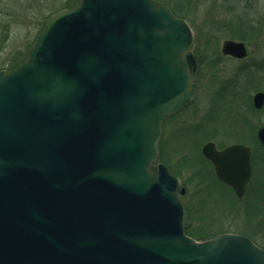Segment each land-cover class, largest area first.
<instances>
[{"label":"water","instance_id":"obj_1","mask_svg":"<svg viewBox=\"0 0 264 264\" xmlns=\"http://www.w3.org/2000/svg\"><path fill=\"white\" fill-rule=\"evenodd\" d=\"M77 1L0 71V264H264L244 236L188 237L185 189L159 162L165 120L195 101L190 25L155 0ZM202 154L243 197L250 149Z\"/></svg>","mask_w":264,"mask_h":264},{"label":"rangeland","instance_id":"obj_2","mask_svg":"<svg viewBox=\"0 0 264 264\" xmlns=\"http://www.w3.org/2000/svg\"><path fill=\"white\" fill-rule=\"evenodd\" d=\"M70 1L0 0V71L20 65L45 20L65 10ZM155 1L185 20L195 36L196 99L164 122L159 145L160 163L163 154V164L185 189L181 200L186 233L200 230L211 240L223 233L248 232L264 249V200H234L214 181L211 165L201 154L208 142L250 145L251 136L264 125V109L251 110L255 94L264 93V0ZM236 34L246 35L245 60L221 52L223 43ZM263 175L259 173L260 182Z\"/></svg>","mask_w":264,"mask_h":264},{"label":"flooded vegetation","instance_id":"obj_3","mask_svg":"<svg viewBox=\"0 0 264 264\" xmlns=\"http://www.w3.org/2000/svg\"><path fill=\"white\" fill-rule=\"evenodd\" d=\"M228 58H231V57H228ZM231 59H233V58H231ZM257 134H258V130L251 136L252 139H251V144L250 145L241 144V143H236V144H231V145H225V144L224 145H217L216 143H214L216 145V148H217L218 151H223L224 149H226V148H228L230 146H233V145H243V146H245V147L250 149V151H251V167H252L253 176H252V180L250 181L249 187L247 188V190H246V192H245L243 197L239 198L236 195L235 191L230 186L225 185L224 183L219 181V179L216 176L215 169H214L213 165L208 162L209 165H211V169H212V172L214 174L213 176H215L214 177V181L217 184H219L220 186H222L223 188H225L229 192V194L232 196V198L234 200H237V201L238 200L239 201L245 200L244 201L245 203L248 201V199H259V198H262L264 200V175H263V179H262L261 182L258 179L259 173L260 172L262 174L264 173V166H262V164H264V161L260 160V158H262V157L264 158V147L260 143ZM259 165H261V167ZM263 204H264V201H263ZM246 209L247 208H245V210ZM201 233L203 234L204 232H201ZM223 234H226V233H223ZM219 235H222V234H219ZM239 235L245 236V237L251 239L254 242V239H252L254 237L249 236L248 232H241V234H239ZM218 236H216V237H218Z\"/></svg>","mask_w":264,"mask_h":264},{"label":"trees","instance_id":"obj_4","mask_svg":"<svg viewBox=\"0 0 264 264\" xmlns=\"http://www.w3.org/2000/svg\"><path fill=\"white\" fill-rule=\"evenodd\" d=\"M75 6H77V1L76 0H72V1H70L69 3H68V5H67V7H66V9H70V8H74ZM174 12V11H173ZM175 15H176V13H174ZM250 28V27H249ZM246 35L245 34H236V35H232V37H231V39L232 40H237V41H241V42H245L246 41V37H245ZM24 58V57H23ZM18 64V63H17ZM17 64L16 65H14V67H12L11 68V70L12 69H15L16 67H17ZM252 110V112H254V113H257L258 111H256L255 109H251ZM161 148V147H160ZM161 161L163 162V163H167V161H166V158H165V156H163V154H162V156H161ZM174 172V171H173ZM174 174H176L175 172H174ZM187 234L190 236V237H192V238H194V239H196V240H203V241H206L207 239V236H204L202 233H201V231L200 230H198V234H196L195 232H192V231H190V230H188L187 229Z\"/></svg>","mask_w":264,"mask_h":264}]
</instances>
